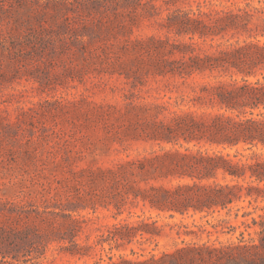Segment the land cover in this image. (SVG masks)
I'll return each instance as SVG.
<instances>
[{"label":"rangeland","instance_id":"rangeland-1","mask_svg":"<svg viewBox=\"0 0 264 264\" xmlns=\"http://www.w3.org/2000/svg\"><path fill=\"white\" fill-rule=\"evenodd\" d=\"M242 4L0 0V264H264V232L252 220L262 221L264 197L173 216L142 200L121 211L99 201L100 169L143 160L162 147L223 149L147 136L172 126L175 111L198 119L216 111L192 99L204 84L228 79L223 69L184 81L151 68L163 56H217L223 45L249 39L245 31L200 35L179 26L180 17L209 23ZM180 43L185 53L174 48ZM140 219L155 222V233L123 240L109 232ZM182 248L191 250L175 254Z\"/></svg>","mask_w":264,"mask_h":264},{"label":"trees","instance_id":"trees-1","mask_svg":"<svg viewBox=\"0 0 264 264\" xmlns=\"http://www.w3.org/2000/svg\"><path fill=\"white\" fill-rule=\"evenodd\" d=\"M180 23V28L187 33L204 35L237 30L245 31L249 39L223 45L217 56L190 55L187 59L174 60L163 56L151 68L152 73L178 76L187 81L197 71L222 68L229 78L217 84H204L202 93L192 99L208 102L217 107L216 111L202 114V119L192 111H175L172 126L157 127L147 136L159 142L183 140L195 146L208 143L223 149L210 152L200 147H162L143 160L100 169L99 178L105 189L99 201L112 203L120 211L127 203L142 200L173 216L172 212L185 213L190 209L226 208L243 196L256 200L264 197V185H260L264 183V40L258 38L264 36V0H244L242 5L229 6L209 23L189 15L180 17ZM186 47L185 43L174 45L184 53ZM258 71L262 77L251 80L250 76H256ZM220 178L229 181L223 183ZM260 217L262 221L252 220L262 225L264 232V214ZM152 228H157L155 222L140 219L114 225L109 232L116 239L124 240L137 233L153 234ZM190 250L182 248L175 254Z\"/></svg>","mask_w":264,"mask_h":264}]
</instances>
